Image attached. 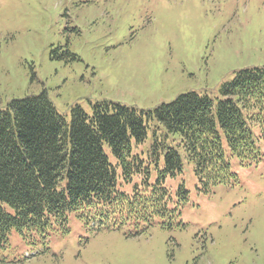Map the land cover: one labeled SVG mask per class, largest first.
Segmentation results:
<instances>
[{
    "label": "rangeland",
    "instance_id": "obj_1",
    "mask_svg": "<svg viewBox=\"0 0 264 264\" xmlns=\"http://www.w3.org/2000/svg\"><path fill=\"white\" fill-rule=\"evenodd\" d=\"M255 67L264 68V0H0V109L43 91L68 123L74 105L153 110L191 91L217 103L223 83ZM155 133L183 158L165 178L163 213L138 222L71 213L69 231L43 241L13 230L0 264H264V128H255L260 160L230 157L236 181L207 185L180 137L155 121L134 152L147 163ZM119 181L132 192L142 178Z\"/></svg>",
    "mask_w": 264,
    "mask_h": 264
},
{
    "label": "trees",
    "instance_id": "obj_2",
    "mask_svg": "<svg viewBox=\"0 0 264 264\" xmlns=\"http://www.w3.org/2000/svg\"><path fill=\"white\" fill-rule=\"evenodd\" d=\"M220 92L217 103L191 91L153 110L104 102L89 114L74 105L70 123L44 91L11 100L0 109V251L13 230L33 241L45 240L50 230L68 232L71 213L88 222H138L151 210L163 213L156 203L167 200L165 178L182 170L183 158L156 133L147 163L134 152V144L146 142L152 121L180 137L178 145L205 185L236 181L230 157L244 166L260 160L255 128H264V68L240 70ZM153 163L159 170L154 183ZM120 176L126 182L140 176L142 183L128 192ZM179 192L186 199L183 184Z\"/></svg>",
    "mask_w": 264,
    "mask_h": 264
}]
</instances>
